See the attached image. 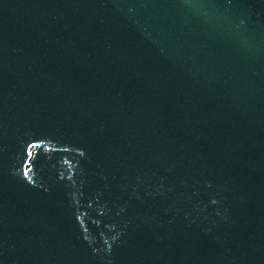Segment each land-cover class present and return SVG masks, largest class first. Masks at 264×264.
Listing matches in <instances>:
<instances>
[{
	"label": "water",
	"instance_id": "water-1",
	"mask_svg": "<svg viewBox=\"0 0 264 264\" xmlns=\"http://www.w3.org/2000/svg\"><path fill=\"white\" fill-rule=\"evenodd\" d=\"M0 264H264V0H0Z\"/></svg>",
	"mask_w": 264,
	"mask_h": 264
}]
</instances>
